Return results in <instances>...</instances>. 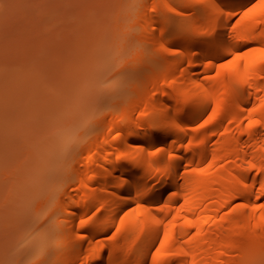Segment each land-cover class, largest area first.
I'll return each instance as SVG.
<instances>
[{"label":"bare ground","instance_id":"bare-ground-1","mask_svg":"<svg viewBox=\"0 0 264 264\" xmlns=\"http://www.w3.org/2000/svg\"><path fill=\"white\" fill-rule=\"evenodd\" d=\"M193 1L202 17L168 42L155 3L138 9L160 78L75 165L66 264H264V0Z\"/></svg>","mask_w":264,"mask_h":264},{"label":"rangeland","instance_id":"rangeland-1","mask_svg":"<svg viewBox=\"0 0 264 264\" xmlns=\"http://www.w3.org/2000/svg\"><path fill=\"white\" fill-rule=\"evenodd\" d=\"M152 1L166 42L202 17L193 0ZM146 2L0 0V264L68 262L56 245L63 203L86 184L75 165L160 78L163 54L138 34Z\"/></svg>","mask_w":264,"mask_h":264}]
</instances>
